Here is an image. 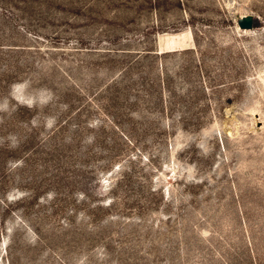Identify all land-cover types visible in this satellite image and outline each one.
Instances as JSON below:
<instances>
[{"label": "rangeland", "instance_id": "1", "mask_svg": "<svg viewBox=\"0 0 264 264\" xmlns=\"http://www.w3.org/2000/svg\"><path fill=\"white\" fill-rule=\"evenodd\" d=\"M0 264H264V0H0Z\"/></svg>", "mask_w": 264, "mask_h": 264}, {"label": "water", "instance_id": "2", "mask_svg": "<svg viewBox=\"0 0 264 264\" xmlns=\"http://www.w3.org/2000/svg\"><path fill=\"white\" fill-rule=\"evenodd\" d=\"M241 28H252L257 22L252 15H244L238 20Z\"/></svg>", "mask_w": 264, "mask_h": 264}]
</instances>
